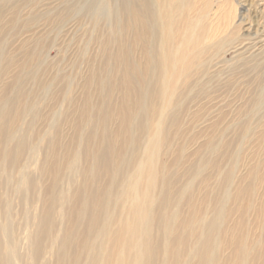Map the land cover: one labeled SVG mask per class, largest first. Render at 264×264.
Listing matches in <instances>:
<instances>
[{"label":"bare ground","instance_id":"6f19581e","mask_svg":"<svg viewBox=\"0 0 264 264\" xmlns=\"http://www.w3.org/2000/svg\"><path fill=\"white\" fill-rule=\"evenodd\" d=\"M8 1L37 5L35 0ZM87 1L90 0H61L70 7L80 3L84 5ZM192 1L197 0H115L121 33L115 38L116 54L109 55L105 63L111 60L116 63L120 79L112 83L110 78L102 77L98 85L99 89L106 86L111 92L121 87L123 94L114 113L107 107V101L98 104L97 125L100 131L94 129L89 136L85 152L89 164L84 169L85 183L96 181L100 172L105 174L106 183L97 191L85 188L81 204L74 213L77 222H85L83 238L77 243L70 229L65 232L57 264H264V159H256L257 153L264 152V75L257 79L261 87L258 96L248 98L249 107L245 110V123L242 125L248 151L244 186L238 185L230 194L228 184L235 182L237 177L228 172L223 181L226 186L223 192L228 200L215 208L212 218H208L204 210L206 195L198 198L195 190L191 189L178 193L172 191L168 167L162 162V156L170 147V120L176 135L181 133L180 123L174 118L172 121L169 116L180 88H188L193 76L201 75L212 61L211 56L235 44H244L253 37L250 27L245 29L243 25L247 20L251 24L249 17L236 20L235 0H221L216 14L211 13V4L216 0H210L202 9ZM94 2L102 3V0ZM259 8L264 17V6L259 4ZM212 16L217 21L214 22L216 19ZM242 29L249 33L244 34ZM247 35L251 37L244 38ZM136 49L145 54L143 62L135 60L133 54ZM259 66L264 72L263 61ZM13 104L10 98L0 102V120L4 121L0 126V183L3 169L18 167L27 149L24 137L13 149L8 148L15 137L18 118L26 109L10 111ZM91 108L88 95L84 100V118H90ZM114 115L120 126L117 132L111 133L107 127ZM84 121L78 129L82 128ZM140 149L141 153L138 152ZM53 158L49 171L55 177L61 165L56 154ZM51 192L52 188L50 197ZM243 194L249 197L250 202L240 204L237 209L235 204ZM254 200L261 203L260 216H257L260 226L258 239H251L248 234L225 226L238 210L240 226L246 227L248 221L244 216L253 209ZM229 201L235 203L234 206L228 205ZM183 204L186 211L182 210ZM7 206H10L8 199L0 195V264H20L18 240L13 237L11 213ZM52 216L51 209L47 208L39 218V227L33 233L30 245V264H37L43 257L44 240L52 242ZM192 239L196 247L188 248ZM71 247L76 248V254L70 261L68 251ZM226 248L231 250L228 256L223 254ZM83 254L87 261L82 263Z\"/></svg>","mask_w":264,"mask_h":264},{"label":"rangeland","instance_id":"374dc122","mask_svg":"<svg viewBox=\"0 0 264 264\" xmlns=\"http://www.w3.org/2000/svg\"><path fill=\"white\" fill-rule=\"evenodd\" d=\"M35 1L37 5L10 3L8 0L0 2V102L6 98L12 99L14 104L10 111L26 108L18 118L15 137L8 148L13 149L24 139L27 143L20 167L3 169L0 195L7 198L10 205L7 209L11 213L13 237L18 240L20 264H30L32 235L37 232L39 218L44 211L51 209L53 239L52 242L44 240L45 252L37 264H57L62 250V235L70 229L77 243L83 238L85 222H77L74 218L85 188L97 191L106 183L103 172L98 174L96 181L85 183L84 169L89 164L85 152L90 134L94 129L100 131L97 125L98 104L107 101V107L114 113L122 98L121 87L111 92L106 86L99 89L98 85L102 77L110 78L112 83L120 79L116 63L111 60L106 64L105 61L109 55L116 54L115 38L121 29L117 23L115 0H102V3L90 0L73 7L65 6L61 0ZM209 1L192 2L202 9L208 6ZM220 1L211 4L212 14L218 12ZM258 1L235 0L238 10L236 20L249 17L251 24L247 20L243 25L245 29L250 27L252 39L211 56L207 70L200 73L199 78L193 73L190 86L180 88V94L175 97L176 103L169 111L172 121L176 119L181 126V133L176 135L170 120L168 139L171 152L168 150L162 156L163 164L168 167L172 191L178 193L191 189L195 190L198 198L206 195L204 210L208 218L213 217L220 203L228 200L223 192L226 187L223 181L228 172L237 177L235 182L228 184L230 194L238 185L242 187L245 183L248 151L242 125L249 99H255L261 90L257 79L264 75L259 66L264 62V17L260 12L262 7L259 8V4L264 6V0ZM109 2L111 4H106ZM212 18L216 19L215 16ZM243 33L248 34L249 31ZM250 37L247 35L244 38ZM142 52L135 50V60L144 61L145 54ZM88 95L93 108L89 111L90 118L86 119L83 108ZM195 114L197 117L194 118ZM82 121V128L78 129ZM3 123L0 120V126ZM119 126V119L114 115L107 129L115 133ZM54 154L61 165L55 177L49 171L53 166ZM180 155L182 158L178 159ZM256 159H264V152L257 153ZM50 188L53 193L51 197ZM249 202V197L243 194L234 204L238 209L240 204ZM252 202L253 209L244 216L248 221L246 227L240 226L241 214L238 210L225 226L238 230V233H246L251 239H258L261 203L258 200ZM186 208L183 204L182 210L186 211ZM193 245L192 239L188 248ZM230 253L228 248L223 252L224 256ZM75 254L76 248L71 247L68 251L70 261ZM86 261V255H81V262Z\"/></svg>","mask_w":264,"mask_h":264}]
</instances>
